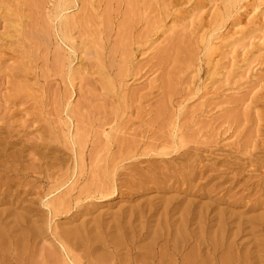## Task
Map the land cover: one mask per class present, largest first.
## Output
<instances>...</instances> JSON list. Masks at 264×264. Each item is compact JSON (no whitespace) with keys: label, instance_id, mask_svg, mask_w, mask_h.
Here are the masks:
<instances>
[{"label":"rangeland","instance_id":"obj_1","mask_svg":"<svg viewBox=\"0 0 264 264\" xmlns=\"http://www.w3.org/2000/svg\"><path fill=\"white\" fill-rule=\"evenodd\" d=\"M41 1L43 0H39ZM44 1L46 3L42 2L43 5H40L38 0L37 4L35 0H0V151L4 150L2 154L0 153V156L2 155L0 159H5V163H8L10 154L12 159L10 158L9 162H12L14 155L17 157L20 154L18 162H22L23 165L30 166L32 158L38 159L41 156L43 159L41 162H44L40 178L34 175L36 173L32 169L23 171L25 172L23 175L27 172L22 178L26 183L23 187L12 186L10 196L6 198L12 200L14 197L13 200L18 204H0V212L8 213L13 208L12 213L20 212L21 206L24 205L33 208L34 212H37L36 217H43L45 208L40 203V196L53 192L51 196L54 199L64 195L66 200L68 197L70 201H73V198L76 200L80 190L82 192L88 185L90 187L100 183L114 166L121 162L122 156L119 157V152L123 155L124 151L121 150L126 144H131L130 147H141L143 151L153 143L160 142L157 140H163L162 136L167 135L173 123L182 127L181 131L185 132L186 136L191 135L188 140L191 143L194 140L196 144L193 142L190 145L192 148L198 145L197 148L203 150L199 148L202 152L199 151L201 153L199 157L204 155L203 158L206 160L204 162L201 158L202 164L205 163V170L209 167L210 171L207 170V175L204 176L208 182L205 179L200 180L202 182L196 179L199 182L194 180L191 182L193 186L190 185L197 189L196 186L205 181L203 183L205 186L201 190L205 193L201 198L203 203L213 201L227 189H229L227 195H237L235 197L238 198L244 193L241 197L246 195V200L259 201L262 198L264 203V0L258 1V12L252 21L242 28L245 31L242 30L244 36L247 37L245 40L232 45L242 34L233 36L231 34L229 37L226 26L222 29L219 33L220 39L216 41L219 52L214 53L211 63L203 56L204 44L201 43L200 37L208 28L205 22L208 24L213 22L211 17L214 19V6L220 4L218 0H148L146 3L149 6L145 0H98L95 5L100 4V7L97 9L94 6L93 11L91 7L85 9L78 4L69 11V15L76 19L83 18L73 32L74 45L77 52L79 51L76 57L69 56L65 44L54 35L53 23L49 20L54 0ZM110 3L112 5L108 6ZM246 3L247 1L244 2ZM91 13L93 15L90 16ZM244 15L245 11L241 10L238 16L243 18ZM84 17L88 19L87 22L83 21ZM104 19L109 23L105 33ZM11 20L14 24L10 23ZM154 21H158V26L164 24L166 28L170 27V30L164 34L162 31L165 28H161L159 32H149V25ZM15 24L22 25L23 29L16 31ZM125 24L128 27L125 28ZM110 26L113 29H110ZM120 28L125 30L120 32ZM127 28L129 32L126 31ZM97 31L102 33L99 34ZM96 35L103 38L102 46H99L100 58L103 60L102 65L106 66L105 72L109 73L110 80L114 83L113 90L106 87L107 73L102 74L103 69L102 72L101 68L98 69L100 64L94 53H89L90 56L83 54L82 45L87 44L88 38L100 41ZM87 46L88 51L92 52V45ZM57 55L64 60L62 63L57 60ZM165 97V101L168 102L169 99L170 102H165L166 107L165 103L163 104ZM68 103L71 105L68 106ZM181 103L184 104V108L179 112ZM161 108H165L166 112L161 111ZM78 129H81L80 133ZM108 131L109 139L106 137ZM76 133L79 140L84 135L82 144L86 145L85 163L77 164L78 156L75 153L79 147L72 142V135ZM120 146H123L122 149ZM130 147L128 146L129 149ZM36 149L42 152L41 156H34ZM98 157L100 159H97ZM195 158L197 156L192 157ZM186 160H181L180 163L186 164L184 162ZM187 162L190 165V160ZM122 164V167L130 166L127 161ZM110 165L113 166L111 171ZM147 165L145 162L139 166ZM189 171L190 169L186 173ZM17 188L20 191L17 192ZM207 190L211 193L209 194ZM148 191L134 200L140 202L144 198L165 196L155 190ZM255 191L258 194H255ZM174 194L175 192L168 193L166 197ZM189 198L198 200L192 195H189ZM130 200L129 197L120 196L107 200H93L91 204L89 203L92 210L90 216L82 215L85 216L82 218L77 215L74 208L72 212L55 218L53 228L56 224L62 227L77 225L81 222L79 220L96 214H106V217H110L111 212L117 213L121 208L128 209L131 205L137 204L136 201L129 202ZM220 207L228 208L235 213L244 209L241 206L228 207L227 204H221ZM263 209L264 204L250 214L264 215ZM49 230L44 234L47 240L38 241L36 246L24 255L26 262L30 263L31 258L30 264H33L34 260L35 263L41 264L42 257L44 263L49 259L48 249L53 250L54 241L51 229ZM213 230L215 227L209 229L210 232ZM254 231H247L249 234H241L236 240V247L243 248L242 252L254 246L253 243H261L258 242L259 239H264V231ZM6 238V243L0 246V255L2 253L0 259L3 258L2 261L12 264L14 258H11L13 254L12 251L9 253V250L13 246L11 247L9 237ZM253 238L256 239L255 242ZM2 249L8 253L4 251L7 253L4 255ZM32 251H37V256ZM31 254L34 258L30 256ZM252 264L264 262L254 263L253 260Z\"/></svg>","mask_w":264,"mask_h":264},{"label":"bare ground","instance_id":"obj_2","mask_svg":"<svg viewBox=\"0 0 264 264\" xmlns=\"http://www.w3.org/2000/svg\"><path fill=\"white\" fill-rule=\"evenodd\" d=\"M35 1L36 3L35 2L34 3L37 4V0ZM97 1L98 0H54V6L53 9H51V15H49L50 17L49 20L52 21L53 23L52 25H53L54 35L58 36L61 42H63L67 47L66 49L70 54L67 55L69 56L73 55L75 57L76 54L79 55L78 53L79 51L77 52V49L74 45L75 38L73 32L75 31V28L79 26L80 22H82L83 19V18L81 19V17L79 19H76L73 15L72 16L71 14L69 15V11L74 7H76L78 4H81L82 7H84L85 9L91 7L92 11L95 9V7L99 9L100 4L99 5L96 4L97 6L95 5ZM218 1L220 2V4L214 6V19L213 17H211V20H213V22L212 23L209 22V24L205 22V25L207 24L206 26L208 27L207 28L208 31L207 30H206L207 32L204 31V33H202L200 37V39L203 41V42L201 41V43L204 44L203 56L207 58L208 63H211V61L214 59L213 58L214 53L216 54V51L218 49L216 41L220 39L219 33L222 31V29L226 26V29H228L226 33L229 35V37L231 34H232L231 36L242 34L240 38L237 37L238 39L234 40V43L232 45L238 44L239 42L247 38L246 36H244L243 32L245 31L242 28H244V26H246L249 22L252 21V18H254V16L256 15L259 9V4H258L259 0H218ZM245 1H247L246 4H244ZM42 2L44 4L46 3L43 0L39 2L41 3L40 5H43ZM146 2L148 3V0L147 1L145 0V3ZM40 5H37V7ZM110 5H112V3L108 4V6ZM241 10L245 11V15L243 16V18L238 16ZM91 15L93 14L91 13L90 16ZM86 18L88 17L86 16ZM166 19H168V16ZM85 20L83 21L84 22L88 21V19L86 21ZM11 22L12 20L10 21V23ZM106 22L108 21L105 20V23ZM157 22L158 21H154L150 23L149 32L152 33L153 31L159 32L161 28H165L162 31V33L164 34L170 30L169 29L170 27L166 28L167 26H165L164 24L163 25L160 24V26H158L159 24H157ZM89 23H91V21ZM11 24H14V22ZM106 24L103 29L104 33L106 32L105 28H108L109 23ZM81 25H84V23L83 24L81 23ZM111 25L113 26V24ZM21 26L22 25L20 24L16 25L15 27L16 31L18 30L21 31L23 29V27ZM126 26L128 27L127 24H125V28ZM110 29L113 28L111 27ZM122 30L124 31L125 29ZM122 30L121 28L119 29L120 32ZM127 30L128 28L126 29V31ZM97 32L99 34L102 33V31L100 32L97 31ZM127 32L126 33L123 32V33L127 34ZM83 37L87 38V36L85 37V35H83ZM96 37L100 39V41L95 40L94 38H88L87 44L82 43L83 44L82 50L84 55H87L89 53L91 54L94 53L95 58L99 61L98 63L100 64V65L98 64L99 65L98 69L101 68V72L103 69L102 72L103 74L105 72L104 67L106 66L102 65L103 60L102 58H100V51H99V46L100 47L102 46L103 38L97 35ZM98 41L101 42V45H99L100 43H98ZM87 45H92L91 47L92 52L88 51L89 48ZM218 52L219 51H217V53ZM59 54L62 55L61 53ZM83 54L81 57H83ZM60 55L59 56L57 55L56 57L57 60L60 61L59 63H62L61 61L64 60L61 59ZM73 60H71V64ZM72 71L73 69L71 67L70 73H72ZM105 73H107L108 75V76L106 75L107 79H105L107 80V83L105 84L106 87L109 90L115 89L113 81L110 80L109 73L108 72ZM165 100L166 97L163 100V104L165 102L166 103L169 102V99L168 102ZM170 101L172 102V99ZM166 103L164 104L165 107H166ZM70 105L71 104L68 103V106ZM162 106H159V108ZM183 108H184V104L181 103L179 107V112H181ZM164 109L165 108H161L160 110L166 112ZM157 112L163 115L162 112H160L159 110H157ZM176 115H174V117ZM69 118L71 119V117ZM172 125L173 127L169 132L166 133V131H164L167 134L166 136L164 135V133L163 134L161 133L162 135L165 136V137L162 136V139L164 138L163 140H157L160 142H158L157 144L153 143L151 146L145 148L143 151H141V147L138 146L130 147L131 144L129 145L126 144V146L124 147L125 150H127V152H125L124 148L123 150H121L123 146L122 147L120 146L121 149H119L120 147L117 148L125 152V153L123 152V155L121 152H119L120 153L119 157L122 156L120 163L122 164V162L127 161V163L130 166L128 167V165L126 164L127 167L126 166L122 167L123 164L120 165V163L118 162L119 164L115 165L112 170L111 168L113 166L111 167L110 165L109 170L112 171L109 172L107 176H105V179H103L102 181L99 180L100 183L94 185H91L92 184V179H91V183L89 182L91 186L89 187L88 185L87 189H83V191L85 190L84 192L83 191L81 192L80 190L79 193L80 192L81 193L77 194L76 200L75 198L72 199L75 203L73 201L68 200L70 197H68L67 200L64 199V195L60 197L57 196L58 198L54 199L52 197L53 192H51L47 195H43L39 197L41 205H43V207L45 208V215L43 214L44 215L43 217H39V218L36 217L35 215L37 212L35 213L33 208H31L30 206L26 207L24 205L21 206L20 212L13 211L14 213H12V210H14V208L12 209L11 207L10 208L12 210L9 209L11 212L7 213L6 211L3 212L1 211L0 212V246L6 243V239H7L6 236L9 237V241L11 242V247L13 246V248L9 246L12 250L8 247L10 249L9 253H11L10 251H12V254L14 256L11 257L14 258V262H12V264L29 263L26 262L24 255L29 253L28 251H30L32 247L36 246L38 241L40 242L45 240L44 234L46 233L47 230L50 231L49 229H51V235L53 236L54 241L52 244L53 250L48 249L50 250L48 251L49 259H47V261L49 262L47 263L46 261L45 262L46 264H252L253 260L254 263L264 262V247L259 248L260 245L264 246V239L262 240L259 239L258 242L261 243H253L254 246H251L252 248L249 247L244 252H242L243 248L236 247L237 246L236 240L238 239V237L241 236V234L245 235L248 233L247 231L255 232L254 230L264 231V215L253 214L252 216L250 214L253 211H255L257 207H260V205L264 204L262 202V198L261 200L259 199V201L261 202H259L258 200L256 201L255 199H254L255 201H253L252 199L249 198H248L249 200H246V195L241 197L242 195H244V193H241V196H238V198H236L237 195H235L236 197L233 194H232L233 196L227 195L226 193L229 190L227 189L225 193L223 194L220 193V196L214 198L213 201L210 200L211 203L210 201L207 204H205L206 201H204L203 203L201 201V198L204 196L205 193H202L201 190L205 186L203 184L205 181L203 183H199L198 186H196L197 189L190 187V185H192L191 184L192 181L196 179H198L199 181L205 179L204 176L209 168L208 167L207 170H205L206 165H204L205 163L202 164L203 160L201 158H203L204 155L203 156L201 155L202 157H199V155L202 153L201 152L202 148L199 147L201 149L199 150V148H197L198 145L195 146V148H192L190 145H192L194 140H192V143L188 140V137H191V135L186 136L185 135L186 133L185 132L183 133L181 131L182 127L181 128L178 127L176 123L175 124L173 123ZM80 130L78 133H80ZM78 133L72 135L73 145H78L79 147V149L76 150L77 152L75 153L76 156H78L76 158L78 161L77 164L79 162L85 163L84 156H85V147H86L85 144H82L83 143L82 140H84L83 139L84 135L82 139L79 140L80 138L78 136ZM160 136L159 139H161ZM106 137L107 139L110 138L109 131L107 132ZM193 144H195V142ZM199 144H201V142ZM128 146L130 147V149L128 148ZM3 148L7 150L6 147ZM3 151L4 150L0 151V153L1 152L3 153ZM41 154L42 152L40 150H37L34 156L36 155L41 156ZM10 155L8 156L9 157L8 163H5L4 161L5 159L4 160L0 159V196H1L0 204L9 203L14 205L16 203L18 204L17 201L13 200L14 197L13 198L10 197L12 198V200L6 199L7 196H10V192H11L10 189L12 188V186L23 187L24 183H26L24 182L26 180H23L22 178L27 174V172L25 175H23L25 173V172L23 173V171L32 169V171L36 173L33 174L36 175V177L39 176L38 178H40V175L43 172L42 164L44 162L43 163L41 162V160L43 161L41 156L38 159L32 158L33 161L30 159L32 161V163H30L31 165L26 166V164L23 165L22 162H18L20 158L19 156H21L20 154L17 157L14 155L12 162H9L12 159L11 158L12 156L10 157ZM193 156H197V158L192 159ZM43 158L45 159V157ZM97 159H100V157H98ZM185 159H187L188 161L190 160L191 162V163L189 162L190 165L188 164L187 160L184 161L186 162V164L180 163L181 160H185ZM205 160L206 159H204V162ZM143 162L144 163L146 162V164L148 163L147 167L139 166L141 165V163L143 165L144 164ZM224 167L226 168V166ZM228 168H230V166H228ZM188 169H190V171L189 173H186ZM216 169L218 170V168ZM92 171H94V168ZM211 171H213V169H211ZM222 171L225 173L224 169ZM227 171L230 170L228 169ZM30 172L31 171H29V173ZM106 173L108 172L106 171ZM220 173L221 171L219 172V174ZM92 177H94V175ZM208 177L210 178V176ZM95 180L94 183H96ZM198 180H196V182ZM205 180L207 181V179ZM33 184L35 183L33 182ZM58 184H60V182H58ZM214 184L217 185L216 182ZM185 185L186 187H184ZM232 185L234 186V184ZM225 187L223 189H225ZM70 188L71 187H69V189ZM193 189L195 190V192L193 191ZM18 190L20 191L19 188H17V192ZM148 190H155L158 193L164 194L165 196L162 195L160 196L161 198L155 196L154 198H149V199L144 198L145 200L143 199V201L141 200L140 202L139 200L138 201L134 200L136 197L142 196ZM14 191H16V189ZM216 191H218V189ZM256 191L255 194L257 193ZM171 192H175V194L166 197V195ZM210 193L211 192H209V194ZM15 194H13V196ZM215 194H217V192ZM189 195H192L194 197L196 196L198 200L189 198ZM115 196L129 197L131 199L129 202L132 203V201H136L137 204L135 202L136 205L133 204L128 209L121 208L120 211L118 210L117 213L111 212L110 217H106V214H96L95 216L93 215L89 218L79 220L81 221L79 222L80 224L78 223L79 225L77 224L73 226L71 225L68 227H62L59 224H56L57 226L55 225L53 228V223H56V221H54L55 218L59 217L60 215L62 214L64 215L69 211L72 212L71 210L72 209L74 210L75 208L76 209L75 211L77 212L78 216L80 217H82V215L90 216L92 214L91 212L92 210L90 209L89 205L93 200H97V201L107 200V199H112ZM221 204H227L228 207L232 206V208L241 206L244 207V209L242 212L239 211L240 213L238 211H237L238 213H235L233 210H228V208L225 209V207H223L224 208L223 209L222 207H220ZM214 227L215 230L210 232L209 229ZM260 235L262 234L260 233ZM255 240L256 239H254L253 242H255ZM239 244L240 246L242 245V243ZM6 247L4 248L6 249ZM36 252L34 253L36 254ZM7 253H5L4 255H6ZM9 255H7L6 257L8 258ZM30 256L34 258L33 254H31ZM2 259L3 258L0 259L1 260L0 264H7L6 261L5 260L2 261ZM30 259L29 261L31 263ZM41 260L43 262L41 264H45L44 263L45 260L43 257ZM34 263L35 260L33 261V264Z\"/></svg>","mask_w":264,"mask_h":264}]
</instances>
